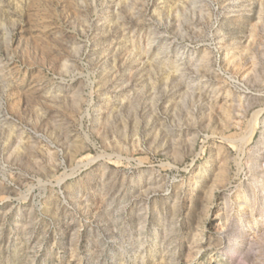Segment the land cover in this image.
Wrapping results in <instances>:
<instances>
[{
  "label": "rangeland",
  "instance_id": "rangeland-1",
  "mask_svg": "<svg viewBox=\"0 0 264 264\" xmlns=\"http://www.w3.org/2000/svg\"><path fill=\"white\" fill-rule=\"evenodd\" d=\"M0 264H264V0H0Z\"/></svg>",
  "mask_w": 264,
  "mask_h": 264
}]
</instances>
